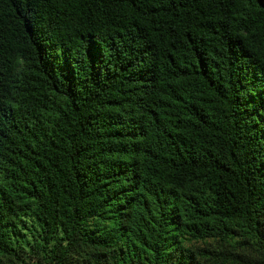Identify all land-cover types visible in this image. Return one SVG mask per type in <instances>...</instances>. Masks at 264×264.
<instances>
[{"label":"trees","instance_id":"1","mask_svg":"<svg viewBox=\"0 0 264 264\" xmlns=\"http://www.w3.org/2000/svg\"><path fill=\"white\" fill-rule=\"evenodd\" d=\"M0 264H264V0H0Z\"/></svg>","mask_w":264,"mask_h":264}]
</instances>
